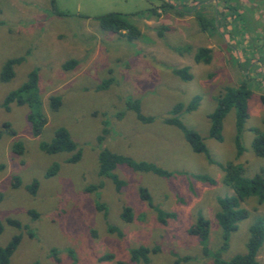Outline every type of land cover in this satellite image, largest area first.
<instances>
[{
    "label": "rangeland",
    "instance_id": "rangeland-1",
    "mask_svg": "<svg viewBox=\"0 0 264 264\" xmlns=\"http://www.w3.org/2000/svg\"><path fill=\"white\" fill-rule=\"evenodd\" d=\"M109 14L125 17L140 37L130 41L125 31L103 30L99 18ZM201 48L212 50L210 64L196 63ZM20 57L25 61L15 67V77L3 82L5 63ZM70 60L78 64L65 70ZM185 67L193 76L189 82L173 73ZM35 70L47 119L39 137L33 135L29 106L3 107L7 95ZM107 80L110 86L100 89ZM242 83L252 97L241 134L244 153L237 158L235 111L224 120L223 142L210 137L208 115L225 89ZM52 96L62 98L58 111L50 107ZM197 96L198 108L179 117L202 136L213 164L165 122L176 105L187 106ZM136 100L152 122H141L128 108ZM60 127L81 151L75 164L68 153L48 155L40 149ZM259 133L264 134V0H0V220L5 224L0 247L23 236L10 264H212V253L226 259L244 254L250 226L264 218V204L256 197L243 203L249 216L222 251L218 201L234 192L224 184L221 165L235 163L247 177L264 176V159L253 150ZM18 142L24 144L23 155L14 152ZM103 150L152 163L171 177L120 165L114 173L125 186L118 192L99 174ZM54 163L58 173L46 178ZM15 178L20 179L16 187ZM35 180L39 188L31 195L27 186ZM141 188L176 218L159 222L141 199ZM124 207L132 209V222L123 221ZM199 215L211 222L210 255L188 233ZM7 219L19 221L21 228ZM140 246L157 250L149 263L132 260L131 249ZM258 260L264 264V245Z\"/></svg>",
    "mask_w": 264,
    "mask_h": 264
},
{
    "label": "trees",
    "instance_id": "trees-1",
    "mask_svg": "<svg viewBox=\"0 0 264 264\" xmlns=\"http://www.w3.org/2000/svg\"><path fill=\"white\" fill-rule=\"evenodd\" d=\"M203 27L206 28L207 22L201 20ZM103 30L121 33L126 32V36L130 41L136 40L140 37L141 32L136 26L130 23L125 17L119 14H109L99 18ZM194 59L196 63L210 64L212 62V50L209 48L199 49ZM25 61V57L8 60L1 73V80L3 82H9L15 77V67ZM76 60L67 61L63 68L65 70H73L77 66ZM173 73L185 82H189L193 79L192 74L189 72V68L174 69ZM38 86L39 75L38 72L32 71L29 74L28 80L18 89L10 92L5 98L3 107L7 110H11V105L16 104L18 106H29L30 114L29 121L33 124V135L39 137L43 128L47 123L44 112L42 111V102L38 98ZM110 86V80L105 81L100 89H106ZM252 97V91L246 83H242L238 87H231L224 90V92L217 98V107L208 115L211 122L210 137L219 141H224L223 136V124L226 116L232 111H235L236 115V138L235 145L237 149V158L241 157L244 153V149L241 145V134L244 130L245 124L249 119V102ZM200 97H194L189 105L178 104L171 111V117L166 119L165 122L169 125L177 127L185 136L187 142L192 147L194 152L198 154H206L211 164L214 161L209 157L207 146L204 143L202 136L191 129H188L180 119V114L183 112H193L198 108L200 103ZM62 106V98L60 96H52L50 98V107L52 111H58ZM128 108L137 114V118L143 123H150L152 118L145 117L141 113V107L139 101H131ZM121 117V116H120ZM4 127L10 128L7 123ZM42 152L53 155L59 153H68L71 155L69 162L75 164L81 160L82 154L78 149V145L73 141L70 132L65 127H60L55 132V136L51 142H43L40 144ZM253 150L259 158L264 159V134L259 133L253 141ZM14 152L23 155L24 144L15 143ZM99 164L101 176L110 178L118 192L121 191L125 183L119 178L114 171L120 165H125L129 169L136 172L154 173L160 177H171V173L165 171L152 163L137 162L132 158L115 154L109 150H103L99 155ZM222 170L225 173L224 184L233 190V194L219 199V210L216 213L215 219L218 226L221 229L222 238V251H227L230 246V238L232 234L237 232L239 224L246 220L249 216V211L244 208L243 203L251 198L256 197L260 204H264V176L257 174L253 177H247L244 175V169L235 163H228L221 165ZM59 171V164L54 163L45 174L46 178L54 177ZM198 180L203 182H210L207 177L195 176ZM15 187L20 185V179H14ZM212 182V181H211ZM38 181H33L32 184L27 186V190L31 195H35L38 191ZM140 197L145 201L148 206L154 210L157 219L162 224H166L168 220L175 219L176 214L167 212L157 207L153 203L152 196L146 188L140 189ZM3 199V195L0 192V202ZM124 222H132L134 215L130 207H124L121 215ZM6 224L13 226L17 229L21 228V223L16 220L7 219ZM5 224L0 220V235L4 231ZM211 232V222L203 215H199L195 224H193L188 233L191 236L197 237L201 244L205 246V252L209 255L211 252L207 249L208 239ZM250 237L247 242V250L244 254H238L231 258H224L222 254H211L213 257L212 264H261L258 260V255L261 248L264 245V218L259 217L249 228ZM22 234L15 235L12 240L4 247H0V264H10L11 258L15 251L18 249L21 241ZM156 249H149L144 246L131 249V258L134 262L149 263L150 254ZM106 259H111L110 256ZM33 264H41L39 262Z\"/></svg>",
    "mask_w": 264,
    "mask_h": 264
}]
</instances>
